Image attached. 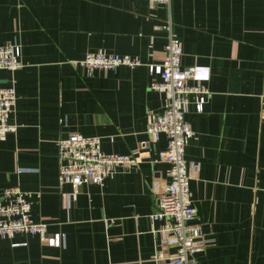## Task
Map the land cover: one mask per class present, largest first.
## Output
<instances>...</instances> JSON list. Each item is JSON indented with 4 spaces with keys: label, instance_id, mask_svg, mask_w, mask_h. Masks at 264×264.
<instances>
[{
    "label": "crops",
    "instance_id": "0c3cea01",
    "mask_svg": "<svg viewBox=\"0 0 264 264\" xmlns=\"http://www.w3.org/2000/svg\"><path fill=\"white\" fill-rule=\"evenodd\" d=\"M170 21L182 45L181 66L209 71L201 113L190 96L185 119L194 133L185 149L197 165L190 182L196 223L212 241L191 264H264V0H0V46L19 45L16 105L0 139V194L30 195V219L61 235L59 247L38 236L0 237V264H155L175 254L161 243L164 220L152 221L168 165L149 142L148 119L163 110L145 67L87 77L73 64L87 53L159 63ZM191 84V82H189ZM98 137L105 154L136 163L73 194L62 184L58 142ZM17 169L24 170L16 174Z\"/></svg>",
    "mask_w": 264,
    "mask_h": 264
},
{
    "label": "built area",
    "instance_id": "2783aa9c",
    "mask_svg": "<svg viewBox=\"0 0 264 264\" xmlns=\"http://www.w3.org/2000/svg\"><path fill=\"white\" fill-rule=\"evenodd\" d=\"M170 1L151 0V3L169 9ZM162 29L167 32V43L164 56L157 64H144L137 58L105 53H87L73 64L81 67L87 77H91L96 70L115 72L122 66L130 69L145 67L152 78L150 90L163 95V110L149 117L146 129L149 142H156L161 136L165 137L166 147L156 155L159 161L169 167L167 181L154 184L153 191L160 196V200L151 219L167 222V228L160 231L161 243L174 247L176 252L170 256L158 255L155 264H191L193 257L212 241L205 237L201 225L195 222L197 211L193 206L190 182L194 179L198 166H188L184 159L188 142L194 136L191 125L185 119V108L189 104L190 96H194L196 112H202L208 96L204 82L208 80L209 71L200 67L183 68L182 45L174 35L170 21ZM22 67L19 45L0 46V71L14 73ZM16 100L12 79L10 84L0 88V139L16 132V125L8 123ZM134 163L136 159L131 155L103 153L98 137L72 134L58 142L60 181L62 184L71 185L73 194L84 184L101 185L104 179ZM23 172L24 170L17 169L16 174ZM29 197L18 186L8 187L1 192L0 237L14 234L38 236L42 242L59 247L63 239L61 235L49 237L44 224L31 221Z\"/></svg>",
    "mask_w": 264,
    "mask_h": 264
},
{
    "label": "rangeland",
    "instance_id": "374dc122",
    "mask_svg": "<svg viewBox=\"0 0 264 264\" xmlns=\"http://www.w3.org/2000/svg\"><path fill=\"white\" fill-rule=\"evenodd\" d=\"M188 166H190V165H188Z\"/></svg>",
    "mask_w": 264,
    "mask_h": 264
}]
</instances>
